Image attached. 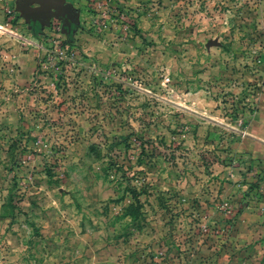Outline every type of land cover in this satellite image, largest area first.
I'll list each match as a JSON object with an SVG mask.
<instances>
[{
	"label": "rangeland",
	"instance_id": "374dc122",
	"mask_svg": "<svg viewBox=\"0 0 264 264\" xmlns=\"http://www.w3.org/2000/svg\"><path fill=\"white\" fill-rule=\"evenodd\" d=\"M66 2L0 8V264H264V0Z\"/></svg>",
	"mask_w": 264,
	"mask_h": 264
},
{
	"label": "water",
	"instance_id": "95a60500",
	"mask_svg": "<svg viewBox=\"0 0 264 264\" xmlns=\"http://www.w3.org/2000/svg\"><path fill=\"white\" fill-rule=\"evenodd\" d=\"M17 9L28 22H47L51 17L67 21L76 10L66 0H17Z\"/></svg>",
	"mask_w": 264,
	"mask_h": 264
},
{
	"label": "crops",
	"instance_id": "0c3cea01",
	"mask_svg": "<svg viewBox=\"0 0 264 264\" xmlns=\"http://www.w3.org/2000/svg\"><path fill=\"white\" fill-rule=\"evenodd\" d=\"M4 6H8L12 11H16L17 10V0H0V8L2 11L4 10ZM22 17L25 19L23 15ZM0 19H1V15H0ZM28 23L31 26H33V29L35 30L36 24L38 22H35V23L28 22ZM247 133H248L247 130H244V132L242 133L243 136L248 135V137H246L245 141L242 142V144L240 145V149L248 151L249 153H252L254 155L257 154L256 155L257 157L263 158L262 163L264 164V138L259 137L257 134H250V133L247 134Z\"/></svg>",
	"mask_w": 264,
	"mask_h": 264
},
{
	"label": "built area",
	"instance_id": "2783aa9c",
	"mask_svg": "<svg viewBox=\"0 0 264 264\" xmlns=\"http://www.w3.org/2000/svg\"><path fill=\"white\" fill-rule=\"evenodd\" d=\"M4 11H5L7 14H9V15L12 14V10H11L8 6H4ZM11 16H12V15H11ZM8 25H9L8 22H4V23H1V22H0V32H1V33L8 32V28H7Z\"/></svg>",
	"mask_w": 264,
	"mask_h": 264
},
{
	"label": "trees",
	"instance_id": "16d2710c",
	"mask_svg": "<svg viewBox=\"0 0 264 264\" xmlns=\"http://www.w3.org/2000/svg\"><path fill=\"white\" fill-rule=\"evenodd\" d=\"M66 39H67V41H66V42H70V40H71V37H70V35H68ZM66 42H65V43H66Z\"/></svg>",
	"mask_w": 264,
	"mask_h": 264
}]
</instances>
